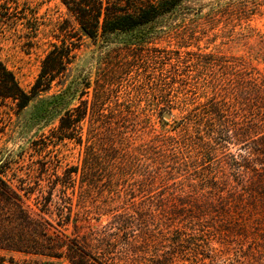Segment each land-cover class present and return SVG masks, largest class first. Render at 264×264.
Segmentation results:
<instances>
[{
	"label": "rangeland",
	"instance_id": "374dc122",
	"mask_svg": "<svg viewBox=\"0 0 264 264\" xmlns=\"http://www.w3.org/2000/svg\"><path fill=\"white\" fill-rule=\"evenodd\" d=\"M189 1L196 10L169 23L89 36L61 0H0V57L26 92L53 44L71 48L64 74L27 106L0 98V160L15 184L22 178L43 190L52 185L34 182L39 161L77 168L75 203L82 180L97 204L114 190L123 197L134 192L138 205L176 189L224 188L213 206L148 203L142 217L131 203L125 208L160 230V252L175 250V264H264V200L237 195L236 171L225 165L237 146L197 168L180 154L151 148L157 136L193 133L180 121L208 102V81L228 88L236 71L264 78V0ZM75 107L86 114L73 138H61V118ZM108 219L101 216V224Z\"/></svg>",
	"mask_w": 264,
	"mask_h": 264
},
{
	"label": "trees",
	"instance_id": "16d2710c",
	"mask_svg": "<svg viewBox=\"0 0 264 264\" xmlns=\"http://www.w3.org/2000/svg\"><path fill=\"white\" fill-rule=\"evenodd\" d=\"M61 1L89 36L163 25L179 14L196 10L189 0ZM70 60L68 45L53 44L32 90L26 92L0 57V98L11 100L19 108L27 106L34 92L50 87L64 74ZM208 83L212 96L203 109L183 116L180 121L185 126L193 125V133L180 139L157 136L151 148L180 154L183 164L197 168L199 162L208 158L213 161L230 145L237 146L238 154L225 161L236 171L234 192L241 197L264 200V78L236 71L228 88L220 87L216 80ZM85 114L86 110L79 107L66 111L61 118L60 137L73 138ZM7 168L6 162L0 160V264H175V250L160 252L157 242L160 230L152 229L148 220L136 221L125 206L131 203L129 208L142 217V209L148 203L162 207L176 206L178 202L182 206L204 202L213 206L224 199V188L220 187L208 191L176 189L137 205L134 192L123 197L114 190L97 204L82 180L75 203L77 168L55 165L51 158L39 161L34 182L47 180L52 185L49 190L27 186L22 178H17L19 184H15V176H8ZM156 171L160 176L159 169ZM87 175L83 172V179ZM58 184L61 188L56 189ZM104 215L109 219L101 224L100 217ZM175 233L181 238L186 235L182 229H176ZM172 245L176 250L180 247L175 242Z\"/></svg>",
	"mask_w": 264,
	"mask_h": 264
}]
</instances>
